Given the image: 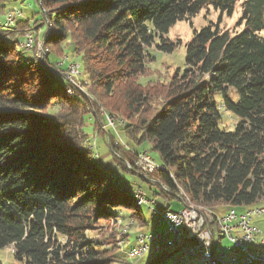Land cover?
Returning <instances> with one entry per match:
<instances>
[{
    "label": "trees",
    "instance_id": "trees-1",
    "mask_svg": "<svg viewBox=\"0 0 264 264\" xmlns=\"http://www.w3.org/2000/svg\"><path fill=\"white\" fill-rule=\"evenodd\" d=\"M40 1L51 28L42 38L46 64L19 52V39L36 23L0 25V249L12 247L17 264H115L114 244L90 236L97 224L126 207L140 228L147 225L135 198L86 144L84 101L69 98L72 90L52 77V56L80 59L106 114L125 117L123 131L135 145L147 142L159 154L162 169L150 176L168 189L161 196L181 190L211 210L264 207V0ZM239 1L244 29L217 23L195 31L183 70L160 87L164 101L154 109L155 92L139 83L155 61L149 49L172 54L178 45L166 36L173 25L209 7L221 22ZM7 2L0 0L1 14ZM53 103L75 109L72 129L49 117ZM223 112L236 120L232 131L220 126ZM79 127L84 137L77 139ZM135 163L125 161L131 169L124 170L137 174Z\"/></svg>",
    "mask_w": 264,
    "mask_h": 264
},
{
    "label": "rangeland",
    "instance_id": "rangeland-1",
    "mask_svg": "<svg viewBox=\"0 0 264 264\" xmlns=\"http://www.w3.org/2000/svg\"><path fill=\"white\" fill-rule=\"evenodd\" d=\"M38 1L39 0H8L5 11L2 14L0 13V25L2 24V22L4 23L7 14L11 11L20 12L22 14V17L19 18V20L24 22L28 21L32 28L36 23L37 28L34 29V32L27 33L25 35V38H18L22 45L23 42L25 43L27 37H31L32 39L34 38V44L32 48L24 49L25 46H20L19 52L24 58L28 59H32L35 55L36 61L44 64L45 61L40 60L38 58V54L39 50L41 49H43V53L46 54L42 38L47 32V26L49 28V24H47L46 26V24L44 23V19L42 17L44 12H42V15L40 14ZM241 14L242 12L240 1L236 4L233 14L231 16L224 15L221 22H219L218 11H216L212 7H209L208 9L203 8L188 20L179 21L171 27L166 38L172 41L175 45H178V48L175 52H173L172 54L162 53L156 51L155 46L149 49L150 53L155 57V61L147 65L146 74L143 78L140 79L139 83L141 85H145L148 91L152 90V92H155V98H153L152 102L154 109H158L164 101L162 97L159 99L158 93L161 91L160 87L167 85L178 69H180L181 71L183 70L186 45L193 40L195 31H199L210 24L215 25L219 23L220 28L231 31L232 33H234V31H237L238 33L244 29V24L238 26ZM10 29H13V27H11ZM35 31H39L41 35V38L39 39L36 46ZM17 34L20 36L21 32H18ZM63 50L65 51V54H70L69 52H67L66 45L63 47ZM51 60L53 62L52 65H54L55 68H52V70L54 71L53 73H51L53 74L52 77L57 82L59 80L63 81L64 85L62 87H64V90H72L73 95L69 98H76L78 96L81 97L84 101L83 107L84 111L87 114L84 117L85 124L83 127V131L86 135H88V137L83 136L82 132H80L79 127L77 128V139L81 137L86 138V144L89 145L90 148L94 151L100 167L108 175L115 173L112 175L117 179L119 178V180H121L122 182L127 183L130 188H142L144 192H146L147 199H149L150 201L155 200L156 204L152 206L153 208H168L171 212L174 213H178L179 211H181L184 208L185 204L183 196H186L183 191L179 190L180 192L176 195L166 194L161 196L160 194L163 188L155 180L154 175L142 178L139 174H134L131 171L127 172L126 170H124V167H127L129 169L130 166L129 164H127L126 166L125 161L129 162L132 160V157L136 158L135 152H146L147 154H149L151 159L156 162L157 165L160 164L159 154L155 151H152L150 145L147 142L142 143L139 147L135 145V142L131 140L123 131V128L127 123H129L125 117L121 116L120 114H106L107 111L103 104H101L100 102V91L95 90L94 92H90V86H88V77L84 73L83 64L80 59H74V63H71L72 65L78 64L80 66L79 73H77L78 77L73 78L71 82L68 79L67 67L69 61L67 62V57L58 59L55 56H52ZM70 60L72 61L73 59L71 58ZM69 94L70 93H67V95ZM47 113L49 117L61 123L67 130L72 129L74 127V124L76 123L75 109L72 107V105L62 104L58 106V104L53 103L47 110ZM110 121L114 122V128L110 124ZM234 124H236V120L230 114L223 112V117L220 124L221 128L232 131L234 129ZM87 140L89 141L88 143ZM114 141L116 143V146L114 145ZM113 151L116 152V156L118 157H115ZM116 159L119 160L122 165H120V163H118ZM152 179L154 181H152ZM156 194L160 196H155ZM119 198L124 200L126 204L131 202V199H126V196L124 194H120ZM186 201H189L188 197ZM134 203L142 213V216L147 224L146 227L140 228L137 225L136 217L133 216L130 210L126 207H121L119 217L116 220H112L107 223L101 222L100 224H97V228L90 234L91 237L114 244V248L111 249V256H114V258H118V260L120 259L119 262L115 264H151V262L154 260L151 250L143 257L136 258L134 260H130L127 255L128 251L132 247L137 245L136 237H138L140 233L153 232L154 229L157 228L156 215H154V211L150 209L149 205H147V203L143 202L142 200L136 199H134ZM188 203H190V201ZM206 209L211 210L208 208ZM229 210L230 209L227 207L220 206L218 209H214L211 211L213 213L215 212L214 214L218 216H224ZM235 210L238 213L246 211L245 209L239 208ZM257 221H259L257 225L261 224L262 229L264 230V220L257 219ZM133 222H135V224L131 226V223ZM124 231H128L127 234L123 233ZM212 232L216 233V229L213 228ZM214 239L215 241L213 251H217L214 252V254H217L219 252H223L226 255L228 253L229 255L232 254V246L225 238H222L220 240L217 237L216 233V237ZM105 247L107 249L112 248L111 244H106ZM228 247H230L229 250ZM12 253V247L0 249V262L2 264H17L13 258ZM160 264H170V260L165 259V261H162Z\"/></svg>",
    "mask_w": 264,
    "mask_h": 264
},
{
    "label": "built area",
    "instance_id": "built-area-1",
    "mask_svg": "<svg viewBox=\"0 0 264 264\" xmlns=\"http://www.w3.org/2000/svg\"><path fill=\"white\" fill-rule=\"evenodd\" d=\"M44 23L47 26L45 20ZM39 59L43 60V49L39 50ZM67 69L68 79L71 82L73 78L78 77L77 71L75 65L71 63L68 64ZM110 124L115 127L114 122L110 121ZM135 155L136 172L140 176L146 177L162 169L152 163L151 157L146 152ZM120 184L128 191L134 192L140 199L147 200V205L156 215L157 228L153 232L136 237L137 245L127 253L130 260L143 257V250H151L153 257L168 258L170 264H186V259L191 260L190 264H264V232L254 223L257 219L264 220V209H256V213L251 214L239 212L238 218H231L230 211L226 213L222 238L231 244L234 251L240 253L241 258L231 256L228 260L222 253L219 259H212L214 234L208 227L207 219L192 214L184 203V208L178 213L164 209V216H157L159 208L152 207L156 204L155 200L147 199L146 192L142 188L133 189L126 183L120 182ZM163 190L168 192L165 187Z\"/></svg>",
    "mask_w": 264,
    "mask_h": 264
},
{
    "label": "bare ground",
    "instance_id": "bare-ground-1",
    "mask_svg": "<svg viewBox=\"0 0 264 264\" xmlns=\"http://www.w3.org/2000/svg\"><path fill=\"white\" fill-rule=\"evenodd\" d=\"M38 3L41 5V1L39 0ZM22 14L18 11H11L7 14L6 16V19L4 21V24H3V27L6 28V29H10L11 27H16V24L18 23V20L19 18H21ZM48 33H51V28L49 26L48 28ZM32 35V34H31ZM34 39V38H33ZM33 39L31 37H27L26 41H28L26 43L23 42V46H25V49H30L32 48L34 42H33ZM42 48V47H41ZM45 52V51H44ZM39 55V54H38ZM47 55L45 53H43V60L45 61ZM39 58V56H38ZM41 60V59H40ZM75 68H76V71L77 73H79V68L80 66L78 64L75 65ZM67 93H70L69 95H71V91L68 90ZM113 122V121H112ZM152 163L161 168L159 165L156 164V162L151 159ZM150 176V175H149ZM148 176V177H149ZM114 179V178H113ZM125 188V187H124ZM127 189V188H125ZM128 191V190H127ZM136 200H142L143 202H146L147 203V200H144V199H140L138 196H135V193L134 192H131V191H128ZM183 194V193H182ZM180 197V196H179ZM184 197V201H185V206L186 208H188L190 210V212H192V214H195L197 216H199L201 219H207V224H208V227L211 228V230H213V228L216 229V233H217V237L221 240L222 239V234L221 233H224V222H225V215L224 216H218L216 214H214L211 210H207L206 208H203V207H199L196 205H194L190 199V203H188L189 201H186L187 200V196H183ZM186 199V200H185ZM256 209H264V207H258V208H253V209H250L249 211L245 212V213H242V214H251V213H256ZM249 212V213H248ZM229 213V212H228ZM157 216H164V210L163 209H157ZM230 216L231 218H238L239 217V213L236 212L235 209H232L230 210ZM133 224H135V222L131 223V226H133ZM129 226V225H128ZM128 229V228H127ZM128 232V231H127ZM126 231H124L123 233H126ZM214 234V237L212 238V259H219L220 258V255L222 254L221 252L217 253V254H214V251H213V246H214V238L216 237V233L212 232ZM141 234H146V233H140L138 237L141 236ZM125 235V234H124ZM121 236V235H120ZM119 236V237H120ZM121 240V239H120ZM123 244V243H122ZM132 248H135L132 247ZM150 250H143V256L145 254H147Z\"/></svg>",
    "mask_w": 264,
    "mask_h": 264
},
{
    "label": "water",
    "instance_id": "water-1",
    "mask_svg": "<svg viewBox=\"0 0 264 264\" xmlns=\"http://www.w3.org/2000/svg\"><path fill=\"white\" fill-rule=\"evenodd\" d=\"M214 241H215V239H214ZM214 252H217V251H215L214 250ZM235 252H238V251H234L233 250V252H232V254H230L229 255V257H228V255H226L225 253V255H226V258L229 260L230 258H231V256H235V257H237V258H241V255H240V253L238 252V253H235ZM223 253V252H222ZM153 257V256H152ZM153 258H159V257H153ZM163 258H165V257H163ZM168 259V258H167ZM169 260V259H168ZM187 262H189V263H187ZM191 263V260L190 259H186V264H190Z\"/></svg>",
    "mask_w": 264,
    "mask_h": 264
},
{
    "label": "crops",
    "instance_id": "crops-1",
    "mask_svg": "<svg viewBox=\"0 0 264 264\" xmlns=\"http://www.w3.org/2000/svg\"><path fill=\"white\" fill-rule=\"evenodd\" d=\"M3 24H4V23H3ZM37 36H38L39 39L41 38V35H40L39 31H37ZM244 212H245V211H242L241 213H244ZM258 222H259V221H257V220L254 221V223L256 224V226H258V228L263 232L264 230L262 229V225H261V224L257 225ZM236 234L240 236L239 233H236ZM229 249H230V247H228V250H229ZM227 255L229 256V253H228ZM187 263H189V262H187Z\"/></svg>",
    "mask_w": 264,
    "mask_h": 264
}]
</instances>
